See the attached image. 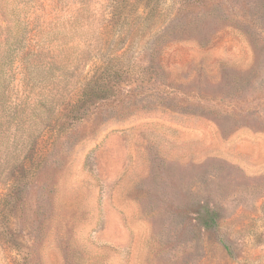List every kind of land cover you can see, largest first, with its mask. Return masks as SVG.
Listing matches in <instances>:
<instances>
[{
	"label": "rangeland",
	"instance_id": "obj_1",
	"mask_svg": "<svg viewBox=\"0 0 264 264\" xmlns=\"http://www.w3.org/2000/svg\"><path fill=\"white\" fill-rule=\"evenodd\" d=\"M188 4L218 20L207 47L165 49L171 74L254 67L234 105L264 124V0H0V264H264V132L175 111L228 100L146 97L148 44ZM88 84L102 96L72 121Z\"/></svg>",
	"mask_w": 264,
	"mask_h": 264
},
{
	"label": "trees",
	"instance_id": "obj_2",
	"mask_svg": "<svg viewBox=\"0 0 264 264\" xmlns=\"http://www.w3.org/2000/svg\"><path fill=\"white\" fill-rule=\"evenodd\" d=\"M197 1V0H196ZM189 4L181 11L172 21L148 44L146 50L147 66L143 69V76L146 80L156 85L155 89H149L150 93L146 97H151V101L155 100V91L159 86L170 88L171 90L187 92L201 99L214 98L219 102L226 101L230 105H222L223 108L218 111H209L204 109H191L188 108V112L179 111L176 112L186 113L192 117H198L201 119H213L218 131L224 136L227 134V130L235 129L240 126H247L248 124L257 126L260 131L264 132V124L258 122V111L240 110L234 105L238 101H242L245 95L252 94L250 91L251 85L254 83L252 76L254 75V67L251 68L248 74L241 76L234 69H228L224 64L219 63L216 76L206 77L204 71L199 72H182L179 76H173L170 72V66L164 60L165 49L170 46L171 43L181 40H189L192 37L197 42L200 48L207 47L210 35L207 32V26L209 22L216 21L217 17L212 15V12H200L193 13L190 11ZM256 48V45H255ZM264 47L261 49L256 48L257 59L262 57ZM142 89V88H141ZM102 91L98 88L83 86L80 91L78 102L69 105L70 110L67 117H70L72 121H85L90 118L92 112L89 110V105L93 103L95 98H99ZM157 98V97H156ZM147 101L142 105H147L153 110H158L161 107H156L153 104L158 102ZM119 103L123 102L118 100ZM127 108V107H126ZM141 110V109H140ZM165 112L164 110H162ZM192 150L189 149L186 156H190ZM198 206V222L201 228L205 231L216 230L217 211L214 207H210L208 204H199ZM224 239V238H223ZM221 239L223 242L224 250L228 251V245L225 243V239ZM225 241V242H224Z\"/></svg>",
	"mask_w": 264,
	"mask_h": 264
}]
</instances>
